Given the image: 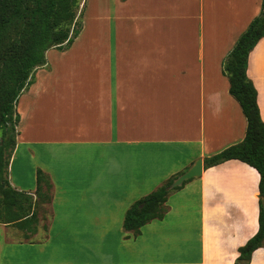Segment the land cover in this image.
<instances>
[{"label":"crops","instance_id":"1","mask_svg":"<svg viewBox=\"0 0 264 264\" xmlns=\"http://www.w3.org/2000/svg\"><path fill=\"white\" fill-rule=\"evenodd\" d=\"M261 3L104 0L69 48L49 50L18 100L8 170L34 197L38 170L50 177L49 223L39 216L22 241L0 224V264H235L259 229L260 174L204 159L245 138L222 63ZM89 27L99 37L84 38ZM247 74L264 121V37ZM200 159L202 175L170 193L162 220L124 229L134 203ZM6 245L18 247L4 257ZM249 264H264V247Z\"/></svg>","mask_w":264,"mask_h":264},{"label":"trees","instance_id":"2","mask_svg":"<svg viewBox=\"0 0 264 264\" xmlns=\"http://www.w3.org/2000/svg\"><path fill=\"white\" fill-rule=\"evenodd\" d=\"M81 0H0V224L25 232L26 239L36 234L39 202L49 205L53 185L43 171L37 172L35 196L15 189L8 170L16 146L20 116L16 105L24 90L33 83L34 73L48 64L49 50L69 48L82 31L78 11ZM264 37V0L261 10L222 63L231 96L239 103L247 122L245 138L204 159L208 169L227 161L239 160L260 174V215L258 232L240 249L235 264H249L252 254L264 247V121L258 105V91L249 79L250 53ZM177 179L134 203L126 212L123 227L139 234L140 229L167 213L169 189Z\"/></svg>","mask_w":264,"mask_h":264},{"label":"rangeland","instance_id":"3","mask_svg":"<svg viewBox=\"0 0 264 264\" xmlns=\"http://www.w3.org/2000/svg\"><path fill=\"white\" fill-rule=\"evenodd\" d=\"M102 1H104V0H81L80 9L78 11V17H79L78 20H79V22L81 21L82 29L84 27L85 20H86V22H88L89 18H92L94 15L98 14L99 8L101 9V6H102ZM99 34H100V28L98 31L97 30L93 31L92 27H89L85 31V34L83 35V37L84 38L99 37L98 36ZM49 57L51 58V54ZM50 58H49V63H51ZM50 69H51V66H49V68H47L45 70H50ZM17 106L18 105H16V108H17ZM18 127L19 126H17V131L20 128V127L19 128ZM38 210H39V216L42 217L43 224L46 227L49 223L50 208L48 205H45L42 202H39V209ZM12 230L17 231V233H20V235H21L20 241L26 240L25 237H23V235L21 234V231L17 227L13 226ZM31 239H33V238H31ZM20 241H17L15 239V241H12V242L10 241V242L17 244ZM17 247H18L17 245H6L4 257L8 256L7 253H9V251L15 252ZM10 256L13 257V259H15V258H17L18 255L12 254Z\"/></svg>","mask_w":264,"mask_h":264},{"label":"water","instance_id":"4","mask_svg":"<svg viewBox=\"0 0 264 264\" xmlns=\"http://www.w3.org/2000/svg\"><path fill=\"white\" fill-rule=\"evenodd\" d=\"M203 172V162L198 160L195 165L189 169L186 173L179 176L169 187V189H174L183 185L185 181H188L193 178H198L202 175Z\"/></svg>","mask_w":264,"mask_h":264}]
</instances>
